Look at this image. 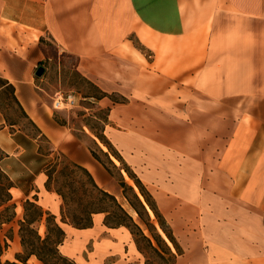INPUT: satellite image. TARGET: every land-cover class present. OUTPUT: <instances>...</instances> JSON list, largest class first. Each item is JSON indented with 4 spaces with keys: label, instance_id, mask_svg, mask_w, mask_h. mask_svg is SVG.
Here are the masks:
<instances>
[{
    "label": "crops",
    "instance_id": "obj_1",
    "mask_svg": "<svg viewBox=\"0 0 264 264\" xmlns=\"http://www.w3.org/2000/svg\"><path fill=\"white\" fill-rule=\"evenodd\" d=\"M45 35L107 93L103 132L121 157L160 204L189 216L196 230L181 234L190 245L173 264H264V0H0V104L10 88L38 136L108 190L94 148L41 85ZM38 136L0 105V167L13 199L57 217L63 198L46 185ZM99 215L72 225L78 244L98 238ZM104 228L94 254L125 249L121 229Z\"/></svg>",
    "mask_w": 264,
    "mask_h": 264
},
{
    "label": "rangeland",
    "instance_id": "obj_2",
    "mask_svg": "<svg viewBox=\"0 0 264 264\" xmlns=\"http://www.w3.org/2000/svg\"><path fill=\"white\" fill-rule=\"evenodd\" d=\"M45 38L43 39V43L46 45L48 54L47 59L41 65L44 67L43 74L39 76L43 77L41 85L48 92V96L52 102L58 93L63 95L69 93L75 94L76 105L70 108H63L59 111L66 112L63 118L65 122L69 123L82 138H85L88 144L99 155L105 169L110 174V189L105 187L109 190L106 191L114 194L117 201H114L104 190L95 187L89 175L84 170L71 163L58 150L51 148V145L45 141L43 136H38V133L32 128L19 108L15 105L10 90L6 89L2 94V102L0 104L6 117L10 121H15L17 126L25 129L30 134L38 136L40 151L45 155V172L50 177L49 185L54 190L60 189L65 195L61 214L56 217V220L61 221V225L66 230V236L62 245L56 243L60 239V236L62 237V234L60 235L58 230L55 229V220L51 212L47 209H42L44 214L41 219L31 224L27 223V219L33 220L37 218V208H31L32 206L26 205L28 208L26 210L25 200L13 199L12 195L11 203H15V215L0 228V238L8 239L9 243L2 254V259L18 260L16 258L18 255L22 260V264H44L35 254H31L30 252L31 250H39L44 257L58 264H99L100 260L104 264H126L130 261L132 263L145 264L147 257L149 258V262L152 263L160 260L167 261L170 260L171 255L167 252V245L162 240L163 238H161L167 236L163 231L161 222L177 241L179 250L181 252L187 250V246L190 244L180 243L181 240H184V238H181V234L196 230L195 228H189V216L174 212L173 209L175 207L172 202H169V207L163 205V202L160 204V199L158 200L159 195L156 192L157 189L145 183L139 172L123 157V162L115 157V153L119 155L120 153L103 132L105 122L109 118V110L107 107L98 104V99H100L103 91L77 71L75 66L76 58L73 55L62 52L49 35H45ZM82 130H85L87 135ZM96 133L104 135V140L111 144V149L99 137H97L98 139L94 137L93 134L97 136ZM91 137L97 140L101 150L96 147L97 145ZM108 156L115 164L110 163ZM125 168L129 169L134 175V178L139 180L149 200L160 214V218L152 211V208L137 186L135 179L127 173ZM5 182L6 179L0 173V185H3ZM123 182L126 185H123ZM118 190V194H115V191ZM135 193H137L139 198ZM184 207H186V214L189 215L190 206L186 205ZM97 210H102L100 212L101 215L96 218L97 220H102V216H105L104 222H101L105 224H103L104 227H117L106 224L105 218L107 215L111 224L123 223L118 225L121 230H117L119 232V238H124L123 243L120 245L122 247L125 246V249H120V253L112 252L107 255L105 252L102 254L99 251L94 254L97 238L94 236L90 237L86 243L81 242L78 244V236L75 230L76 226L73 227L72 225L89 223L91 213H95ZM62 215L65 220L62 219ZM25 220L27 225H24L22 230L21 221ZM134 222L140 225L143 232L152 238V241L161 250L164 249V256L159 255L153 250L142 235L139 233L134 235L132 233L131 228L127 224H130L138 232L137 227L133 225ZM104 227L98 223L97 228L99 231L97 233L99 234L97 239H102L107 234V230ZM30 228H32L31 230L33 232L29 231ZM22 233L28 241L26 245L22 241ZM38 235H40L41 239L37 238ZM9 236L12 238H9ZM111 237L115 240L113 244L116 245L117 238L114 234H111ZM42 239H47V241L42 243ZM139 243L145 248L146 256L140 253L138 248ZM172 250L174 252L177 251L175 247H172ZM64 253L70 254L71 258H67V261L62 260L60 256L64 255ZM94 258L96 259L94 260Z\"/></svg>",
    "mask_w": 264,
    "mask_h": 264
},
{
    "label": "trees",
    "instance_id": "obj_3",
    "mask_svg": "<svg viewBox=\"0 0 264 264\" xmlns=\"http://www.w3.org/2000/svg\"><path fill=\"white\" fill-rule=\"evenodd\" d=\"M7 89H9L10 90V92H11V95H12V91H11V89L10 88H7ZM105 95H107V93H105V92H103L102 94H101V96L100 97H102V96H105ZM12 98H13V100H14V102H15V99H14V97H13V95H12ZM21 113L23 114V116L25 117V114L23 113V111H21ZM26 118V117H25ZM28 123L32 126V128H34L33 126V123L31 122V121H29L28 120ZM96 135H97V137H99V139H101L104 143H105V145H107L108 146V148H110L111 149V144L109 143V142H107V141H105L104 140V135L103 134H100V133H96ZM0 152H1V150H0ZM92 152H93V154H94V156L97 158V159H99L100 161H102L101 159H100V157H99V155L97 154V152L95 151V149H92ZM61 154V153H60ZM107 154V153H106ZM62 156H64L63 154H61ZM115 155V157L118 159V160H120V161H122L123 162V159H122V157H121V155H119V154H117V153H115L114 154ZM1 156H2V152H1V155H0V158H1ZM65 157V156H64ZM109 157V156H108ZM66 158V157H65ZM69 160V159H68ZM71 163H73L75 166H77V167H79L80 169H82V170H84L86 173H87V175H89V177H90V179H91V181L93 182V184L95 185V187H97L98 189H100V190H104L105 191V193L106 194H108L109 196H111L112 197V199L114 200V201H117V199H116V197H115V195L114 194H112V193H109L108 191H106L105 189H103V188H100L96 183H95V181H94V179H93V177H92V175H91V173L87 170V169H85L84 167H82V166H80V165H78L77 163H74V162H72L71 160H69ZM109 161H110V163H112V164H115L114 162H113V160L109 157ZM108 168V167H107ZM126 169V171H127V173L132 177V178H134V175L130 172V170L129 169H127V168H125ZM0 173H1V175L6 179V182L3 184V185H0V228L2 227V225L4 224V223H7V222H9L13 217H14V215H15V203H11V200H12V193H11V188L14 186V182L11 180V178L1 169V167H0ZM48 174V173H47ZM49 175V174H48ZM49 177V176H48ZM135 179V178H134ZM49 180H50V177L48 178V180H47V187L48 188H51L50 187V185H49ZM135 181H136V184H137V186L139 187V189H140V191H141V193L143 194V196L145 197V199H146V201L148 202V204L150 205V207L152 208V211H154L155 212V214H156V216H160V214L157 212V209L154 207V205L151 203V201L149 200V198H148V196H147V194H146V192H145V190H144V188H143V186L141 185V183L139 182V180L138 179H135ZM123 185H126V183H124L123 182ZM131 188H133V186H131ZM56 191L62 196V198H63V200H64V198H65V195H64V193L60 190V189H56ZM136 194V196L138 197V195H137V193H135ZM139 198V197H138ZM139 201H140V199H139ZM141 202V201H140ZM142 203V202H141ZM26 205H30V206H32L31 208H37V218L36 219H33V220H29V219H27V223H29V224H31L32 222H34V221H38L39 219H41L42 218V216H43V207H41L35 200H32V199H26L25 200V208H26V210L28 209L27 208V206ZM119 206H121L120 204H118ZM124 210V209H123ZM102 210H97L96 212H101ZM126 212V211H125ZM93 213V212H92ZM91 213V220H90V222L89 223H83V224H81V225H76V224H73L72 222V224L74 225V226H76V227H80V228H84V227H88V226H91L92 225V223H93V219H92V214ZM28 214V213H27ZM51 215L53 216V218H54V223H55V229L56 230H58V232L60 233V235L62 234V237L60 236V239H58L57 241H56V243H58V244H62L63 243V241H64V239H65V230H64V228L62 227V225H61V223L59 222V221H57L56 220V216L54 215V214H52L51 213ZM160 218V217H159ZM62 219H64L65 220V218H63V215H62ZM26 222V220L25 221H21V223H22V226H21V229L23 230V226L24 225H27V223H25ZM105 222H106V224H110V226H118V225H121V224H123V223H119V224H111V221H110V219H109V217H108V215L106 216V218H105ZM161 224V226H162V228H163V231L166 233V235H164V236H166L165 238L164 237H161V238H163L162 240L165 242V244L167 245V249H168V253L171 255V258H170V260H160V261H158V262H156V263H152V262H149V258L147 257V259H146V261H145V264H173L174 262H175V260H176V258H177V255H178V253H180L181 251L179 250V245H178V243H177V241L175 240V238L173 237V235L172 234H170L169 233V231L164 227V225H163V223L161 222L160 223ZM126 225V224H125ZM130 228H131V231H132V233L134 234V235H137L138 233L140 234V235H142L143 237H144V239H146L147 240V242L149 243V245H150V247L153 249V250H155L159 255H162V256H164V249H160V247H158L153 241H152V238H150L148 235H146L144 232H143V230H142V228L140 227V225H138L137 223H133V225H135V227H137V229H138V232L137 231H135V229H133L132 228V226L130 225V224H127ZM32 228H30L29 229V231H31V232H33L32 230H31ZM164 233V234H165ZM21 236H22V241H23V243L26 245V242L28 243V241L26 240V238H25V236H24V234L22 233L21 234ZM8 238V237H7ZM9 238H12V237H10L9 236ZM37 238H39V239H41V237H40V235H38L37 236ZM169 241H167V240ZM42 241V243H45L46 241H47V239H42L41 240ZM169 244H168V243ZM57 244V245H58ZM8 245H9V243H8V239H1L0 238V264H22L21 263V259L19 258V256L17 255L16 256V258L18 259V260H10V259H6V260H3L2 259V254H3V252H4V250L8 247ZM172 245H174V246H172ZM172 247H175L176 249H177V251L176 252H174L173 250H172ZM138 248H139V251L144 255V256H146L147 254H146V252H145V248L142 246V245H140V243H139V246H138ZM31 252V254L33 253V254H35L41 261H43V263L44 264H58V263H55V262H52V261H50L49 259H47L46 257H44L41 253H40V251L38 250V251H36V250H31L30 251ZM60 258L62 259V260H64V261H67L68 259H69V257L68 256H66V255H61L60 256ZM68 258V259H67ZM164 258V257H163ZM72 260V259H71ZM74 261V260H73ZM126 264H138V263H132V261H130V262H127Z\"/></svg>",
    "mask_w": 264,
    "mask_h": 264
},
{
    "label": "built area",
    "instance_id": "obj_4",
    "mask_svg": "<svg viewBox=\"0 0 264 264\" xmlns=\"http://www.w3.org/2000/svg\"><path fill=\"white\" fill-rule=\"evenodd\" d=\"M76 105L75 94L69 93L66 95L58 93L53 99L52 106L56 110H61L63 108H70Z\"/></svg>",
    "mask_w": 264,
    "mask_h": 264
},
{
    "label": "water",
    "instance_id": "obj_5",
    "mask_svg": "<svg viewBox=\"0 0 264 264\" xmlns=\"http://www.w3.org/2000/svg\"><path fill=\"white\" fill-rule=\"evenodd\" d=\"M44 72V67L43 66H40L37 70V75L41 76Z\"/></svg>",
    "mask_w": 264,
    "mask_h": 264
},
{
    "label": "bare ground",
    "instance_id": "obj_6",
    "mask_svg": "<svg viewBox=\"0 0 264 264\" xmlns=\"http://www.w3.org/2000/svg\"><path fill=\"white\" fill-rule=\"evenodd\" d=\"M115 160H117L116 158H114ZM12 192V191H11Z\"/></svg>",
    "mask_w": 264,
    "mask_h": 264
}]
</instances>
